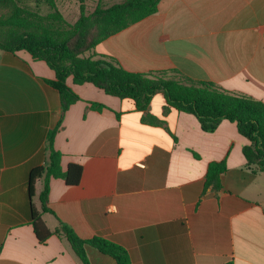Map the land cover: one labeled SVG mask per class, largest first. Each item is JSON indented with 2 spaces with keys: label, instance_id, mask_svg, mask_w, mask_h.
I'll list each match as a JSON object with an SVG mask.
<instances>
[{
  "label": "crops",
  "instance_id": "0c3cea01",
  "mask_svg": "<svg viewBox=\"0 0 264 264\" xmlns=\"http://www.w3.org/2000/svg\"><path fill=\"white\" fill-rule=\"evenodd\" d=\"M92 54L129 72L175 69L264 102V0H161L155 14ZM54 79L25 51L0 50V264H83L64 237L39 242L30 202L50 231L63 222L83 240H110L131 264H264V172L247 162L249 142L235 123L204 132L163 93L140 112L72 77L67 84L80 100L63 114L45 82ZM56 127L63 171L78 164L83 173L78 185L51 179V214L41 211L43 181L32 199L28 184L30 172L48 163L47 135ZM222 161L221 189L206 187L209 165ZM85 250L90 264H118Z\"/></svg>",
  "mask_w": 264,
  "mask_h": 264
},
{
  "label": "trees",
  "instance_id": "16d2710c",
  "mask_svg": "<svg viewBox=\"0 0 264 264\" xmlns=\"http://www.w3.org/2000/svg\"><path fill=\"white\" fill-rule=\"evenodd\" d=\"M160 1L124 0L109 7L97 5L88 13L86 0H78L79 17L70 23L54 0H48L52 12L47 15L31 9L24 0H0V50L12 54L25 51L54 71L55 79L45 82L58 92L63 114L80 100L67 84V79L72 77L77 85L89 83L107 95L133 101L140 112L147 111L155 94L163 93L168 107L193 115L204 132L215 131L225 120L235 123L238 132L249 142L243 148L247 162L256 164L264 172V102L226 90L213 82L190 79L175 69L129 72L112 57L92 54L102 41L155 14ZM92 106L98 110L103 108L96 103ZM155 119L146 116L143 120L155 123ZM57 130L58 127L47 135L48 163L34 168L29 174L30 199L36 181H43L39 196L42 213L53 214L49 208L51 179L60 178L69 185H78L83 173L78 164H70L68 170L63 171L62 154L54 148ZM226 170L224 161L211 163L205 186L220 190L221 176ZM30 207L31 224L40 243L56 235L67 239L83 264H90L86 246L96 248L118 264H131L128 252L110 240L101 237L83 240L63 222L50 231L31 202Z\"/></svg>",
  "mask_w": 264,
  "mask_h": 264
},
{
  "label": "rangeland",
  "instance_id": "374dc122",
  "mask_svg": "<svg viewBox=\"0 0 264 264\" xmlns=\"http://www.w3.org/2000/svg\"><path fill=\"white\" fill-rule=\"evenodd\" d=\"M26 5L33 10L40 12L42 15H47L52 12L51 4L48 0H24ZM124 0H86V10L92 12L97 5L109 7L113 4L120 3ZM55 5L64 15L68 22H74L79 16L78 0H54Z\"/></svg>",
  "mask_w": 264,
  "mask_h": 264
},
{
  "label": "built area",
  "instance_id": "2783aa9c",
  "mask_svg": "<svg viewBox=\"0 0 264 264\" xmlns=\"http://www.w3.org/2000/svg\"><path fill=\"white\" fill-rule=\"evenodd\" d=\"M0 251H1V249H0Z\"/></svg>",
  "mask_w": 264,
  "mask_h": 264
}]
</instances>
